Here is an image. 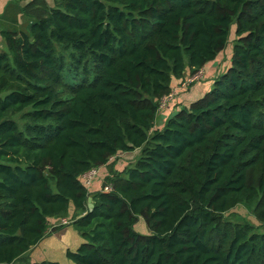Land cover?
Here are the masks:
<instances>
[{
  "label": "trees",
  "instance_id": "trees-1",
  "mask_svg": "<svg viewBox=\"0 0 264 264\" xmlns=\"http://www.w3.org/2000/svg\"><path fill=\"white\" fill-rule=\"evenodd\" d=\"M20 13L0 32V264H61L28 257L61 218L84 240L70 264H264V0H31ZM232 26L228 68L156 126L173 81L203 72ZM136 150L88 190L83 174Z\"/></svg>",
  "mask_w": 264,
  "mask_h": 264
},
{
  "label": "crops",
  "instance_id": "crops-1",
  "mask_svg": "<svg viewBox=\"0 0 264 264\" xmlns=\"http://www.w3.org/2000/svg\"><path fill=\"white\" fill-rule=\"evenodd\" d=\"M30 1L31 0H0V32L2 29L8 28V26L13 24L14 22H21L22 16L20 13V8L27 5ZM46 2L49 5H52L54 0H46ZM4 47L5 44L0 34V50ZM211 63H214V61L205 65L206 68H204L205 70L204 72H202L204 73L202 75V78H204V80L211 78L214 70L217 69V67H214ZM180 86L181 84H176V80L173 81L174 90L172 93H174V95L168 101V104L165 106V108L160 111L161 114L156 118V126H162L167 116L179 110H177V107L184 103L186 106H188L192 101L200 98L207 90H209L207 89L208 86H202V83L199 90L198 88L190 90L191 88H189V86L186 88H181ZM124 153H120L119 155H122ZM114 157L115 156L111 157L106 165L96 168L97 176L92 179L89 185H85L88 190L95 191L101 188L103 178L108 174L107 166H112L110 164V160H112V158ZM125 166L126 165L120 166L117 164L116 168H120L119 171H121ZM81 179L83 181L82 177ZM53 228H55V230L50 232V230ZM83 241L84 240L81 237L80 233L71 222L61 225L59 223V219H57V222L54 221V219H50L46 236L39 243H37V245L30 249V251L28 252V257L32 262L45 260L58 261L61 264H70L65 255L66 250H75Z\"/></svg>",
  "mask_w": 264,
  "mask_h": 264
},
{
  "label": "rangeland",
  "instance_id": "rangeland-1",
  "mask_svg": "<svg viewBox=\"0 0 264 264\" xmlns=\"http://www.w3.org/2000/svg\"><path fill=\"white\" fill-rule=\"evenodd\" d=\"M234 29H235V27L232 26V28L230 29V35H229V39H228V43H227L226 47L223 48L217 54L216 59H215L216 61L214 60V63H211L214 67H217V69L214 70L212 77L208 78L206 80H204V78L201 77V78L197 79V81L189 83L186 87L189 86V88H191L190 90H194L195 88H198V90H199L201 87V83H202V86H208L207 89H209V87L213 83L214 78L219 76L222 72H224L228 68V66L231 63V58H232V53H233L232 47H233V43H234L235 38H236V36L234 34ZM202 70L204 72L205 69L203 68ZM193 75L194 74H190V73L188 74L187 73L186 77L188 76V78H191ZM199 95H201V94H199ZM185 101H187V100H185ZM182 107H188V106H186L184 103V104L180 105L179 107H177V110L178 109L180 110ZM138 154H139L138 150H136L134 152L124 153L122 155L118 154V156H115L114 158H112V160H110V164L112 165L111 170L119 171L120 168H116L117 164L120 166H124V165L130 166L135 161ZM108 169H109V166H107V171H108ZM232 212L236 213L237 215H241L242 217H245L246 219H249L254 224H257V225L259 224V222L254 218V216L244 206L235 207L234 209H232ZM54 221L57 222V219H54ZM68 222H69V220L67 218L59 219V223L61 225H63L64 223H68ZM134 229L136 232H138L140 234H148L149 233V230H148L142 216L138 217V221L134 224ZM53 230H55V228L51 229L50 232H52Z\"/></svg>",
  "mask_w": 264,
  "mask_h": 264
},
{
  "label": "built area",
  "instance_id": "built-area-1",
  "mask_svg": "<svg viewBox=\"0 0 264 264\" xmlns=\"http://www.w3.org/2000/svg\"><path fill=\"white\" fill-rule=\"evenodd\" d=\"M200 75V76H199ZM202 75V71H198L196 74H194L191 78H188L186 82L182 83L181 84V88L183 86H185L187 83L189 82H192L194 80H197L201 77ZM199 76V77H198ZM180 89V88H179ZM178 89V90H179ZM173 92V91H172ZM170 93L169 95L167 96H164L161 100H160V103H159V109L162 110L163 108H165V106L167 105L168 101L171 99V97L174 95V93ZM97 176V170L96 168H93L91 170H89L88 172H86L85 174H83L82 178H83V183L85 185H89L90 182L92 181V179H94L95 177ZM111 188L109 186H105L104 187V191H108L110 190Z\"/></svg>",
  "mask_w": 264,
  "mask_h": 264
},
{
  "label": "water",
  "instance_id": "water-1",
  "mask_svg": "<svg viewBox=\"0 0 264 264\" xmlns=\"http://www.w3.org/2000/svg\"><path fill=\"white\" fill-rule=\"evenodd\" d=\"M87 206H88L89 210L93 209V204L91 202V197H88Z\"/></svg>",
  "mask_w": 264,
  "mask_h": 264
}]
</instances>
